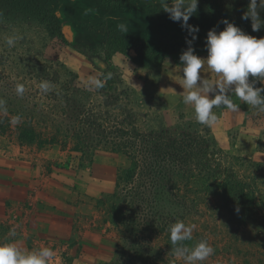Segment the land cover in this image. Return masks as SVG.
<instances>
[{"label":"rangeland","instance_id":"374dc122","mask_svg":"<svg viewBox=\"0 0 264 264\" xmlns=\"http://www.w3.org/2000/svg\"><path fill=\"white\" fill-rule=\"evenodd\" d=\"M47 1L53 6L69 39L66 47H61L58 40L51 39L45 28L35 22L20 26L13 22H0V100L4 101V109L0 110L1 129L8 133L13 126V133L20 139L23 128L30 126L38 135L36 143L39 145L45 139V128L51 126V120L46 119V123L44 116L86 111L95 122L96 130L110 133L113 126L123 127L126 110L132 109L138 116L136 126L145 136L154 134L155 137L167 138L187 135L191 139L189 145L192 148L189 150L192 151V158L185 162L187 166H182V169L190 183L188 188H183L182 194L188 200L176 221L183 220L197 227L193 239L185 241V246L192 248L201 240H207L215 251L204 264H239L236 258L241 256L244 257V264H264V112L250 108L235 96L232 98L240 105L239 113L229 112L223 107L215 108L220 122L208 127L217 147L214 154L212 147L205 142L207 126L196 121L193 106L177 103L176 99L159 90L162 82L165 83L163 90L170 85L179 87L176 80L183 75L180 50L188 47L186 30L181 28L179 22L169 19V14L163 11L161 5L154 6L149 1L139 0ZM243 5L234 0H199L198 13L189 20V24L200 28L194 43L195 51L206 40L209 30L213 27L217 31L223 30L225 25L220 21L237 16L235 9ZM120 23L126 25L125 33H134L146 39L155 51H158L156 45L162 37L169 40L182 38L185 42L168 45L165 51H176L175 56L165 63L149 67L141 64L144 58L142 61L138 49L131 50L132 59L122 57L121 65H116V70L110 73L116 82V92H109L104 86L96 89L90 85V80H101L108 70L106 66L110 53L105 44L106 33L117 30ZM244 31L257 37V32H253L251 26ZM14 34L22 38L14 47H9L6 39ZM42 81L54 86L50 92H41L39 85ZM18 84L24 85L23 95L16 92ZM68 99H72V102L68 103ZM175 103L178 104L176 111L167 110L169 104ZM31 117L34 120L32 124ZM113 118H117L116 123L109 121ZM83 123L74 128L80 130L89 126ZM55 129L64 132L69 129V124L62 120L61 123L54 122L50 130ZM152 130L155 133H151ZM102 141L104 143L106 139ZM78 144L77 140L62 133L57 136L56 143L44 148L55 147L62 151L65 159L63 168H78L81 173L91 172L100 158L115 171L116 182L132 167L126 155L115 153L110 147L102 146L93 156H84ZM229 177L245 185L243 194L234 200L232 211L222 204L219 195L222 192L219 184ZM126 181L122 182L120 188L105 193L99 204L119 233L122 245L132 241L128 238L131 228L127 225L131 222L129 218L134 216L132 199L141 187L138 180ZM175 192L179 191L175 189ZM252 192H255L254 199L250 195ZM188 205L190 209L186 210ZM121 212L125 218H122ZM150 246L154 252L167 251L165 257L168 264H183L182 259L172 255L171 241L163 232L154 238ZM150 255V261L156 263L152 253Z\"/></svg>","mask_w":264,"mask_h":264},{"label":"trees","instance_id":"16d2710c","mask_svg":"<svg viewBox=\"0 0 264 264\" xmlns=\"http://www.w3.org/2000/svg\"><path fill=\"white\" fill-rule=\"evenodd\" d=\"M145 1L161 2V0ZM234 1L244 5L235 9L237 16H230L227 19L244 30L251 26L250 20L241 19L243 12L247 9L249 0ZM31 21L40 27H44L50 38L58 40L61 47H66L69 44V39L64 34L54 8L49 1L0 0V22L5 24L13 22L14 25L20 26L22 23ZM120 32L117 29L106 33L105 44H107L110 53L109 63L114 53L118 52L132 59L130 51L138 49L139 54L142 55V61L144 58V61L141 62L142 65H148L149 67L153 64H162L176 54V51H165L168 45L185 42L182 38L169 40L168 37H162L158 45H156L158 51H155L154 46H151L146 39L140 38L134 33ZM260 37H264V28L257 32V38ZM198 47L196 54L206 57L205 40ZM186 49L183 47L180 51L183 52ZM115 70L114 67H111L103 73L101 78V81L105 83L104 87H107L109 92H116V82L110 76V73ZM68 73L73 75L71 71H68ZM257 86L261 87L264 85L258 83ZM123 94L125 93L123 92ZM123 94H120V96H123ZM126 99L128 98L126 97ZM67 102L71 103L72 99H68ZM126 111L123 127L113 126L110 133H102L96 130L95 122H93L86 111L84 113L74 111L61 116H44L43 119L46 123L47 120H51V126L45 128V133L43 134L45 139L40 141L39 145L41 147L52 146V144L57 142V136L63 133L66 137L77 140L78 145L81 147L80 151L84 156H93L103 148L102 146L110 147L115 153L126 155L130 159L132 167L123 178H118L117 188H120L122 182L126 180V182H136L138 180L141 184L139 191L132 199L134 216L129 218L131 222L127 225V227L131 228L128 238L132 241H127L123 245L119 244L112 260L105 264H168L165 257L168 252L165 250L154 252L150 244L161 232L170 240L169 228L178 218V214L186 208L188 197L183 196L182 190L183 188H188L190 182L182 166H187L186 163L192 158V151L189 150L192 148L189 145L191 139L185 134L167 138L155 137L154 134L145 136L139 132L136 126L138 122L137 114H134L132 109H127ZM61 120L69 124V129L64 132L60 131V129L50 130L54 122L61 123ZM109 121L116 123L117 118ZM33 122L34 120L31 117L30 123L32 124ZM83 122L89 126H84L80 130L74 128L79 123L84 124ZM23 129L20 140L36 143L38 135L35 130L30 126ZM151 133H155V131L153 132L152 130ZM205 133L207 137L205 142L209 147H212L215 154L217 151L215 139L211 136L208 127H205ZM102 139H106V141L103 143ZM219 185L222 189L221 194H219L222 197V204L232 211L234 200L238 195L243 194L245 185H242L239 180H235L233 177L223 180ZM175 189L179 192H175ZM250 195L252 199L255 198V192ZM188 207L189 205L186 210L190 209ZM119 209L122 210L120 205ZM239 215L241 216L242 214L239 213ZM121 216L125 218L122 212ZM151 253L156 263L150 261L152 259L150 257Z\"/></svg>","mask_w":264,"mask_h":264},{"label":"crops","instance_id":"0c3cea01","mask_svg":"<svg viewBox=\"0 0 264 264\" xmlns=\"http://www.w3.org/2000/svg\"><path fill=\"white\" fill-rule=\"evenodd\" d=\"M122 57L115 53L107 69L121 65ZM205 75L216 79L214 73ZM179 81V87L163 90L162 82L159 88L177 103L182 102ZM177 103L167 110L176 111ZM10 128L6 133L0 126V241H14L29 250L51 247L56 252L51 264H99L112 259L121 240L99 204L105 193L117 187L115 171L100 158L88 173L64 169L62 151L21 141ZM12 228L15 237L8 236ZM236 259L244 264L243 256Z\"/></svg>","mask_w":264,"mask_h":264},{"label":"clouds","instance_id":"9594fccd","mask_svg":"<svg viewBox=\"0 0 264 264\" xmlns=\"http://www.w3.org/2000/svg\"><path fill=\"white\" fill-rule=\"evenodd\" d=\"M199 0H161V8L169 14V19L179 22L186 30L187 49L180 55V66L183 75L179 81L183 91L182 103L193 106L196 121L204 126L213 127L220 122V117L214 111L223 107L229 112L239 113L240 105L234 102L233 96L239 101L264 112V37L246 33L241 27L228 19L220 23L225 25L221 31L213 27L208 31L205 47L207 56L196 54L194 43L198 39L200 28L189 24V20L198 13ZM264 0H249L246 11L241 19L251 21L253 32L264 28ZM117 28L127 32L125 24ZM22 37L10 35L6 39L9 47H14ZM206 73H214L216 79ZM90 85L96 89L104 86L99 79L92 78ZM133 86H136L133 84ZM54 86L48 81H42L39 88L42 93H48ZM138 87V86H137ZM23 84H18L16 92L23 95ZM4 109V101L0 100V110ZM15 123L16 120H13ZM239 212V208L236 209ZM195 224L177 220L169 228L171 253L183 264H204L214 254V248L207 240H201L194 247L185 246V241L193 239ZM17 235L15 228L10 229L8 236ZM56 252L51 247L26 249L17 242L0 241V264H51Z\"/></svg>","mask_w":264,"mask_h":264}]
</instances>
